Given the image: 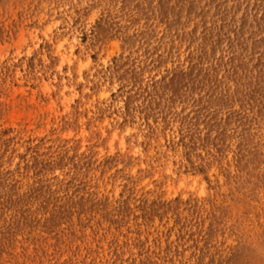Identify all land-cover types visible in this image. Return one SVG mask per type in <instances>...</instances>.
Wrapping results in <instances>:
<instances>
[{"label": "rangeland", "instance_id": "1", "mask_svg": "<svg viewBox=\"0 0 264 264\" xmlns=\"http://www.w3.org/2000/svg\"><path fill=\"white\" fill-rule=\"evenodd\" d=\"M0 264H264V0H0Z\"/></svg>", "mask_w": 264, "mask_h": 264}]
</instances>
